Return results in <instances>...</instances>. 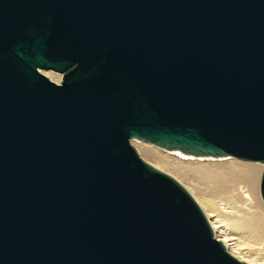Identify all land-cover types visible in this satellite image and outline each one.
I'll return each instance as SVG.
<instances>
[{
  "label": "water",
  "instance_id": "obj_1",
  "mask_svg": "<svg viewBox=\"0 0 264 264\" xmlns=\"http://www.w3.org/2000/svg\"><path fill=\"white\" fill-rule=\"evenodd\" d=\"M131 140L264 204V0H0V264H246Z\"/></svg>",
  "mask_w": 264,
  "mask_h": 264
},
{
  "label": "bare ground",
  "instance_id": "obj_2",
  "mask_svg": "<svg viewBox=\"0 0 264 264\" xmlns=\"http://www.w3.org/2000/svg\"><path fill=\"white\" fill-rule=\"evenodd\" d=\"M40 73L55 83H60L62 78L51 70H40ZM130 142L142 159L188 189L207 218L214 237L232 256L246 264H264V204L259 193L261 163L232 157H190L178 151L168 153L146 142ZM152 159L157 162H151Z\"/></svg>",
  "mask_w": 264,
  "mask_h": 264
},
{
  "label": "rangeland",
  "instance_id": "obj_3",
  "mask_svg": "<svg viewBox=\"0 0 264 264\" xmlns=\"http://www.w3.org/2000/svg\"><path fill=\"white\" fill-rule=\"evenodd\" d=\"M59 74H60V73H59ZM61 76H62V75H61ZM162 150H163V149H162ZM165 151H166V150H165ZM167 152H168V153H172V152H170V151H167ZM173 153H175V152H173ZM176 153H177V152H176ZM178 154H179V153H178ZM179 155H180V154H179ZM190 157H193V156H190ZM201 158H202V157H201ZM203 158H204V157H203ZM205 158H211V157H205ZM153 161H154V162H153ZM151 162L155 163V162H157V161H155V159H152ZM184 188H185V187H184ZM186 190L188 191V189H186ZM188 192H189V191H188ZM189 193H190V192H189ZM255 247L257 248V247H259V246L256 245ZM259 248H260V247H259ZM262 249H263V248H262ZM263 250H264V249H263Z\"/></svg>",
  "mask_w": 264,
  "mask_h": 264
}]
</instances>
